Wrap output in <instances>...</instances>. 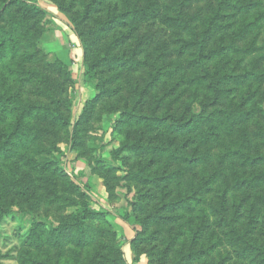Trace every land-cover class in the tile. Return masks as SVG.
I'll return each mask as SVG.
<instances>
[{"label": "trees", "instance_id": "1", "mask_svg": "<svg viewBox=\"0 0 264 264\" xmlns=\"http://www.w3.org/2000/svg\"><path fill=\"white\" fill-rule=\"evenodd\" d=\"M38 1L0 0V264H124L109 213L61 161L62 142L83 149L98 106L127 167L112 176L134 187L133 249L150 244L159 264H264V0H65L97 92L75 121L39 69ZM151 22L169 37L148 48ZM44 197L75 209L43 223Z\"/></svg>", "mask_w": 264, "mask_h": 264}, {"label": "rangeland", "instance_id": "2", "mask_svg": "<svg viewBox=\"0 0 264 264\" xmlns=\"http://www.w3.org/2000/svg\"><path fill=\"white\" fill-rule=\"evenodd\" d=\"M56 1L62 4L65 11L58 9ZM38 3L46 12L39 22L41 31L36 43L37 58H40L39 69L50 74L58 83L60 96L66 103L69 102L71 115L75 121L84 103L97 95V92L88 87L83 80V48L70 21V16H76L79 13H74L78 9V4L72 5L71 2L65 0H39ZM88 24L89 22H85L86 26ZM139 35L145 37V44L151 48L156 46L160 40L169 37V31L151 22L139 27ZM262 38H264V32L259 36L260 42ZM56 59L67 65L71 78L69 82L61 79L59 70L54 65ZM114 97L122 99L120 93ZM114 97H111L110 101L114 100ZM261 106L264 109V104ZM114 118L115 115L107 114L102 106H98L96 115L83 131L85 141L83 149L82 147L77 150L71 149L65 142L59 145L63 151L62 166L68 176L78 181L89 205L96 210L109 213L107 220L115 233L116 242L120 245L124 264H159L153 256L148 255L151 253L148 249L150 244L139 246L136 250L131 247L135 230L139 229L140 225L133 217L131 206L135 195L134 187L129 186L125 181L119 183L112 176V169L116 168L115 176L117 177L121 176L127 168L111 156V153L118 148L119 142L118 137L113 136L111 131ZM107 167L110 168L107 169L108 172L105 169ZM104 181H108L107 187ZM44 199L45 197L40 199L34 216L46 224H56L61 216L75 209V207H65L64 203L46 204ZM126 213L131 216L129 222L121 219V216ZM29 216L30 214L26 215V218ZM107 239L109 241L110 235ZM136 257H138L137 260H135Z\"/></svg>", "mask_w": 264, "mask_h": 264}]
</instances>
